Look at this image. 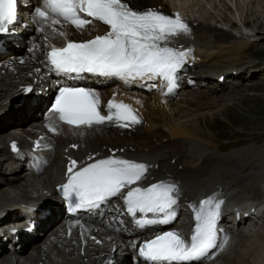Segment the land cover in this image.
Segmentation results:
<instances>
[{
	"label": "bare ground",
	"instance_id": "bare-ground-1",
	"mask_svg": "<svg viewBox=\"0 0 264 264\" xmlns=\"http://www.w3.org/2000/svg\"><path fill=\"white\" fill-rule=\"evenodd\" d=\"M174 1L168 0L170 5ZM245 1L258 3V0ZM239 3L238 0L234 4L236 11H240ZM129 4L136 9L151 8L174 16L163 0H132ZM247 11L254 17L249 24L253 21L257 29L256 14L262 17L264 13L253 7L244 12ZM181 19L188 24L190 31L171 38L168 46L178 50L191 49L187 61L193 62L192 67L204 65L209 68L197 74L196 85L183 88L173 97L162 98L158 93L153 97L142 95L137 83L125 87L114 78L96 77L92 80L90 86L100 97L103 113L107 112L108 101L114 98L129 101L137 108V115L143 116V121L129 130H117L108 123L71 128L56 122L51 113L45 120L37 116L42 102L35 92L44 88L49 79L45 49L56 44L51 34L64 38L52 31L48 26L50 21L40 20V25L29 26L18 38L17 48L0 56V203L17 204L20 199L28 198V194L38 193H47L52 199L47 203L48 196L40 198L48 206V214L40 219L33 238L19 235L23 238L19 240L21 244L15 251L18 255L13 261L0 246V264H115L113 257L105 259L103 247L107 242L102 234L104 225L114 215L102 216L100 221L96 220L97 216H84L61 222L62 211L52 193L55 184L63 181L69 158L81 165L91 155L96 158L107 154L148 165L146 179L140 182L142 185L158 179L176 184L179 188L176 205L180 210L186 203L195 204L200 199L214 197L223 201L220 208L223 222L234 225V213L239 215L240 221L248 213H251L250 217L256 216L254 230L233 237L232 245L220 248L209 264H264V143L249 142L223 151L200 125L202 121L207 126L208 117L216 114L214 110L223 115L224 98L235 96L230 93L233 89H240L239 82H249L264 74V70L252 71L250 61L243 62L256 47L255 37L262 36L247 37L225 32L209 21L199 20V17ZM225 19L229 24L233 22ZM243 23L247 24L246 19ZM56 27L66 35L73 33L83 38L107 31V26L98 23L84 30L68 24ZM261 38L258 42L262 41ZM4 46L5 43H1L0 48ZM199 62L201 65L197 66ZM218 65L220 68L216 69ZM200 82L205 86H200ZM28 85L31 86L29 93L21 94ZM34 116L37 119L32 122L35 123L32 125L30 121L26 127L25 121ZM50 123L57 127V133L49 131ZM34 139L40 147L30 151ZM13 143L17 149L15 152L10 151ZM29 157H33L32 160L45 159L47 164L34 173L26 164ZM188 222V218L182 216L173 227L187 232ZM115 235L116 239L108 249L110 246L123 247L127 255L121 264H132L130 255L134 238L126 236L122 228ZM49 237L51 239L46 241ZM43 240L45 242L41 243Z\"/></svg>",
	"mask_w": 264,
	"mask_h": 264
},
{
	"label": "snow or ice",
	"instance_id": "snow-or-ice-1",
	"mask_svg": "<svg viewBox=\"0 0 264 264\" xmlns=\"http://www.w3.org/2000/svg\"><path fill=\"white\" fill-rule=\"evenodd\" d=\"M43 8L36 7L35 15L50 24L53 32L66 36L57 25L69 24L84 30L94 22L107 26V31L92 39L67 41L63 47L50 45L47 61L51 68L64 74L92 73L100 76L128 78H161L167 82L169 92L176 87L177 73L187 63L191 49L178 50L168 46L171 38L186 35L190 29L179 14L165 15L156 9L138 11L126 0H42ZM17 20V0H0V34L7 33ZM43 31V28L40 29ZM30 91V89H29ZM51 113L63 124L92 127L115 123L126 128L141 123L135 110L115 99L107 103L102 113L98 93L83 87L62 86L58 89ZM51 119V117H50ZM49 131L57 133L53 124ZM39 148V142H36ZM76 147V145H73ZM12 149L16 150L13 143ZM78 165L69 158L67 182L61 185L63 195L75 202V209L83 208L108 198L120 196L132 217L140 214L135 223L140 227L167 224L176 218L179 188L174 183L160 181L140 186L146 179L148 165L110 155ZM223 201L214 197L193 206L195 225L190 239L178 231H167L139 245L138 252L148 261L167 264H191L207 257L218 245L217 221ZM152 214L155 218H148ZM133 248H137L135 243Z\"/></svg>",
	"mask_w": 264,
	"mask_h": 264
},
{
	"label": "rangeland",
	"instance_id": "rangeland-1",
	"mask_svg": "<svg viewBox=\"0 0 264 264\" xmlns=\"http://www.w3.org/2000/svg\"><path fill=\"white\" fill-rule=\"evenodd\" d=\"M239 1L241 3V4L239 3V7L242 8V9L240 8V11L242 13L246 11V9L252 8V7L256 8L257 12L261 13L260 11H262L264 13V0H260V1L258 0V3L256 4L255 2L247 3V1L245 0H239ZM220 5L218 6L220 7ZM237 9L239 10V8ZM215 10L217 11L219 9H217L216 7ZM234 11L235 13L233 12L231 13L227 12V13L234 19L235 17L237 19H240V17L243 15V19H246L247 24H248L247 28H249L246 30H249V33L253 32L254 34L253 33L244 34L241 32L239 33V31L236 29L234 30L232 29L233 33L237 35L238 34L244 35V36L248 35L247 37L257 36V35L262 36V38L259 36V37H255L254 39L256 41V45H255L256 47H254L255 49L254 48L251 49L250 54L248 53V55L252 59H250V57L247 56L244 58L245 61L243 62L246 63V60L250 61L253 64L252 65L253 67H251L252 71H259V70L263 71L264 70L263 69L264 67V30H263L264 29V16L261 17L260 14L259 15L256 14L257 18L255 19V21L258 23V27L256 29L255 28L257 25L256 23L252 21L251 24H249L250 19L254 18L252 17V14H253L252 12L247 11L242 14L240 11H236V7H234ZM222 18L224 19L223 21L227 20L225 19V16H223ZM215 21L217 23L219 22L217 20ZM219 25L224 26V28H222L223 31L230 32V31H226L227 29L226 24H223L222 22H220ZM259 38L262 39L261 42H258ZM253 61L254 62L257 61V65L254 64ZM252 80L254 81L252 82V86L250 87L251 90H249L250 88L247 90L248 86L246 85V83L239 82L238 88L240 89H237V91L233 89V91H231L230 93L231 95L233 94L235 96L230 97V98L229 97L224 98L225 103L223 104L224 106L221 109L222 112L226 114L224 118L218 114L217 115L215 114L214 117H208L207 126L203 124L205 126L204 127L201 123V127L205 129L209 127L208 125L211 122V127L209 129H206L207 135L211 138L214 144L216 143H217L216 145L221 144L220 146L224 150L226 149L228 150L229 147H232V146L241 147L242 145L248 144L249 142L264 143V74H262L261 76H257V77L255 76ZM250 81H249V84H250ZM244 88H246V90H243ZM209 115H211V113H209ZM226 138H228L227 140L229 142L224 143ZM1 167L2 166L0 163V168ZM38 194L40 195L43 193H38ZM28 195H29L28 198H31L30 196H33L30 194ZM36 195L37 194H35V196ZM45 195H47V193ZM20 201H23V199H20ZM53 220H54V217H53ZM72 220L73 219H71L70 221ZM48 239H51V238L50 237L46 238V241ZM241 240L243 241V239ZM241 240L237 244H239ZM44 242L45 241L43 240L41 243H44Z\"/></svg>",
	"mask_w": 264,
	"mask_h": 264
}]
</instances>
